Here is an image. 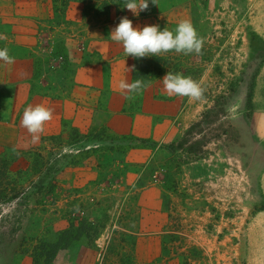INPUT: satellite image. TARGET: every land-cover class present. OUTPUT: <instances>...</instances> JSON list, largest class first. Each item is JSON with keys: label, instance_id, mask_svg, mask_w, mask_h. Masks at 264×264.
I'll return each instance as SVG.
<instances>
[{"label": "rangeland", "instance_id": "374dc122", "mask_svg": "<svg viewBox=\"0 0 264 264\" xmlns=\"http://www.w3.org/2000/svg\"><path fill=\"white\" fill-rule=\"evenodd\" d=\"M10 1L0 0V49L13 58L0 60V264H264V0H149L138 15L129 0H53L51 17L16 28L6 24L33 11ZM124 17L168 30L188 20L202 38L198 53L132 58V77L150 64L132 96L150 94L160 131L114 135L61 114L30 133L28 105L68 99L72 44L76 57L108 58L94 41H110ZM167 72L202 97L169 94Z\"/></svg>", "mask_w": 264, "mask_h": 264}, {"label": "crops", "instance_id": "0c3cea01", "mask_svg": "<svg viewBox=\"0 0 264 264\" xmlns=\"http://www.w3.org/2000/svg\"><path fill=\"white\" fill-rule=\"evenodd\" d=\"M10 3L14 5L16 12L18 9L26 7H30L31 12L33 11V14L28 16L29 18L19 20L16 15L14 22L6 24L11 27L16 28L26 24L36 26V23L41 19L40 14H49L51 17L53 0H11ZM74 7L79 8L80 12L83 9L82 6L76 4ZM67 10L70 11L69 7ZM33 35L34 31H31L30 40H28L31 41V46L27 48L28 50H32L30 48L32 46L35 47ZM103 42H107L109 48L104 50L95 46L96 51L101 56L108 54L109 57H102L100 60L91 55H85L82 58L81 53L77 51L76 57L73 51L74 44L69 48L68 53L70 56H74L73 60H76L77 63H73L75 69L71 76V86L65 91L68 99L64 103L49 101V107L53 109L52 119L61 118L62 114L66 118L83 120L88 126L104 125L114 135L132 134L141 139L155 136L160 131L161 123L156 124L154 114H160L162 109L159 110L158 106L153 105L154 102L147 98L150 94H146V91H143L138 100H133L134 96L132 95L131 98H126L127 91L120 89L119 82L125 80L129 84L132 83L133 70H129L133 67L132 57L125 55L124 49L118 42L103 39L102 36L99 40H95L94 44L101 45ZM135 101L137 104L134 105V111H131L129 108Z\"/></svg>", "mask_w": 264, "mask_h": 264}, {"label": "clouds", "instance_id": "9594fccd", "mask_svg": "<svg viewBox=\"0 0 264 264\" xmlns=\"http://www.w3.org/2000/svg\"><path fill=\"white\" fill-rule=\"evenodd\" d=\"M153 4L155 0H151ZM149 6V0H129L126 8L135 14L144 11ZM112 41L123 45L127 57L134 59L157 56L162 52L174 50L178 53L199 52L202 46V38L198 36L190 21H181L174 30L161 29L159 25H146L142 28L133 27L132 21L124 17L110 32L108 36ZM12 57L8 55L6 48L0 49V60L11 63ZM128 68V67H127ZM135 66L130 71L134 70ZM163 82L169 94L188 96L199 100L203 89L199 83L179 73L167 72ZM120 89L127 91L126 98H131L143 87L141 80L129 84L125 80L119 82ZM53 109L44 105L29 106L25 109L22 124L30 133H40L44 129L45 122L52 119Z\"/></svg>", "mask_w": 264, "mask_h": 264}, {"label": "trees", "instance_id": "16d2710c", "mask_svg": "<svg viewBox=\"0 0 264 264\" xmlns=\"http://www.w3.org/2000/svg\"><path fill=\"white\" fill-rule=\"evenodd\" d=\"M162 60H159V58H156L155 59V63L153 64V70H155V72L157 71V70H159V68L161 67V65L160 64H162V63H160ZM144 63V64H143ZM149 63L146 61V63L145 62H141L139 65H138V68L140 69V70H142V71H144V67L145 68H148V70H149V75H146V73L144 72H140V70H136L134 73H133V77H132V81L134 82V81H136V80H141L142 82H143V87H144V85H145V83H147V82H149L150 81V79H151V76H150V69H149ZM163 66V65H162ZM160 72H161V70H160ZM146 75V76H145ZM152 75H156L155 73H152ZM255 77H256V74L254 73L253 75H252V77H251V83H250V85L248 86V89H247V91H246V96H245V100H244V109L246 110V112H247V114H246V118H249L250 117V115H251V112H252V97H253V88H254V84H253V82H254V79H255ZM142 87V88H143ZM214 108H215V106L213 107V108H211L210 110H208V111H206L205 113H204V115L202 116V119L199 121V122H197V125H200L202 122H203V120H204V118H206V117H208L209 116V114H211L212 113V111L214 110ZM221 109V108H220ZM223 111V110H222ZM220 112H221V110H220ZM206 120V119H205ZM262 210H264V209H258V210H256V211H262Z\"/></svg>", "mask_w": 264, "mask_h": 264}]
</instances>
